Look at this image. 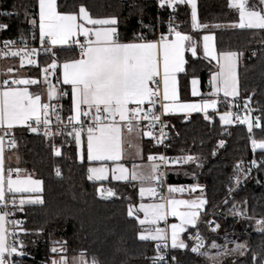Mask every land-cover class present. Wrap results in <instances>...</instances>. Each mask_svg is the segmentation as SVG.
<instances>
[{
  "label": "snow or ice",
  "instance_id": "1",
  "mask_svg": "<svg viewBox=\"0 0 264 264\" xmlns=\"http://www.w3.org/2000/svg\"><path fill=\"white\" fill-rule=\"evenodd\" d=\"M187 4L191 9V26L194 30L232 28L242 30H264V0H227L230 9L237 10L238 20L227 25L219 23H199L197 17L196 0H159L161 7L167 6L175 11L178 5ZM38 13L30 16L25 7L24 16L28 25H38V36L35 32L32 39H38L45 53L51 55V62L46 68H40L43 79L24 77L19 75V69L25 65H37L39 49L28 47L27 40L22 35L20 44L12 40H4V48L0 49V57L19 58V66H9L0 79V264H25L23 257L30 254L25 250L28 245L21 238L24 235H34L37 238L44 229H27L23 227L25 221L16 219L15 213L24 212L25 206H43L45 199L42 195L43 181L33 178L32 174L22 175L26 170L19 166H11V157H8L6 167L5 150L16 149L18 141L13 135L16 126H24L31 133H40L43 129L45 138L55 136L71 137L76 147L77 158L83 160L82 144L86 136L87 160L101 162L97 167L87 168L89 181H104L111 173L114 181H125L139 184L138 194L154 198L152 203H139L134 206L129 203L127 216L134 217L141 226L138 233L140 241L155 242V256L152 264H168L167 250L169 241L172 249H187L193 254L204 257L209 264H223V260L232 257V264H264V237L259 250L251 249L247 241H228L217 244L215 240L205 243V237L196 231L189 234L191 247L180 238L189 226L198 229L200 216L206 211L208 203L203 196V186L193 184L185 186H167V195L158 192L164 185L165 172L161 165L193 164L202 167L199 156L184 154L177 157H167L163 154L148 155L147 166L133 164L131 170L124 164L115 163L109 168L104 162H118L126 154L127 148L135 149V156H141L138 143L143 137H151L160 144L167 139L165 128L168 126L162 117L169 114L183 113L188 119V113H204V119H210L207 110L215 108L216 99H203L199 103L181 102L178 95L177 74L185 72V51L197 56L200 41L177 30L169 20L167 34L161 33L156 39H148L145 31H135L131 40H126L120 32V19L116 15L93 17L88 8L80 3L76 10L70 12L58 11L57 0H37ZM135 7V5H130ZM18 15V12L2 13ZM38 16V20L35 18ZM159 23V20H157ZM140 29L154 31L155 26L144 23L142 18L137 19ZM87 25V26H86ZM6 24H0V29H6ZM82 37V39H80ZM202 40L203 57L216 61L217 71L212 72L209 79L211 95L223 93L225 98L239 97L238 61L243 55L238 51L217 52L214 35L210 32L200 37ZM70 53V57L62 62L57 57L56 48ZM252 55H256L255 52ZM58 71L56 84L53 85L49 77L53 71ZM198 80L191 79L192 95H201L196 88ZM41 84L46 86L47 101L42 100L40 92L30 91L29 86ZM67 86V87H65ZM70 96V115L65 121L61 116L62 105L52 101ZM251 94L244 99V108L248 114L242 118L239 114L226 111L220 115V122L224 125L239 123L247 125L250 133L249 140L253 151L264 149V139H255L253 128L264 132V114L252 117L250 107ZM230 103V102H229ZM53 118L56 129L51 125ZM146 122V123H144ZM70 127V131L67 129ZM157 129L159 136H157ZM224 140H219L223 146ZM54 156H61L59 147L52 146ZM213 151L212 155H215ZM159 161V163H157ZM260 163L264 164V160ZM17 164L19 157L17 156ZM245 169L242 162L237 164L234 174L230 178L236 185L241 183L242 177H248L257 161L253 159ZM55 176L63 178L59 167L54 169ZM195 177V172L192 173ZM147 185V186H146ZM200 189L201 195L191 199H177L175 193L189 194ZM102 198L114 197L117 193L111 189H96ZM233 188L228 189L229 195ZM228 201L225 200L224 203ZM246 201L240 207L233 203L228 214L236 218L243 217L254 222L256 231L264 233V216L257 219L247 214ZM183 209V210H181ZM143 213V218L139 216ZM168 217H175L178 223L169 224ZM164 227H160V223ZM212 233L220 228L214 221H204ZM50 235V234H49ZM33 240L31 243H35ZM229 243L232 245L229 247ZM47 264H69L66 256L67 244L62 241L52 242ZM58 245V246H57ZM163 249V251H162ZM211 250V251H210ZM59 254L58 258H55ZM250 254V261L247 256ZM235 257H244L237 261ZM172 264H179L175 256ZM71 264H103L99 257L92 255L86 258L85 252H80L71 260Z\"/></svg>",
  "mask_w": 264,
  "mask_h": 264
},
{
  "label": "trees",
  "instance_id": "2",
  "mask_svg": "<svg viewBox=\"0 0 264 264\" xmlns=\"http://www.w3.org/2000/svg\"><path fill=\"white\" fill-rule=\"evenodd\" d=\"M196 2L199 23L226 24L236 18L235 12L228 7L227 0ZM57 3L60 12L76 10V6L83 3L93 17L118 16L119 30L126 40H131L135 31H145L148 39H156L161 33L167 34L170 17L171 23L182 33H187L198 41L201 35V32L191 30L190 10L186 4L176 6L175 11H168L155 0H57ZM25 7L30 16L38 13L37 0H0L1 10L6 13L18 12V15H5L1 18V22L8 26L2 31L1 38L15 41L16 46L21 45L22 35L28 45L38 43V39H32L33 32L38 36V25L27 24L24 16ZM35 18L38 20V16ZM138 18H142L146 24L154 25V31L140 29L137 24ZM214 37L217 52L243 53L239 58L237 100L244 101L251 94V102L261 116L264 114V30L219 29L214 32ZM55 50L61 62L71 55L60 49ZM253 52L256 55H252ZM186 57V70L179 75L180 93L184 94L187 91L192 78H198L204 90L212 68L201 58H192L188 54ZM51 59V56L39 55L37 65L26 68L28 77L41 79L42 73L39 69L45 68ZM13 60L18 61V58ZM53 72L57 74V71ZM63 103L64 115H70V96H66ZM224 109L226 107L221 105L219 111ZM208 115L210 119L207 121L201 114L190 115L188 121L183 116L171 118L174 131L167 152L173 155L199 156L203 166L169 165L165 169L166 182L176 185L199 184L203 186L204 197L208 201L206 211L200 216L198 229H187L183 239L199 231L205 237L206 244L212 240L222 244L227 234L228 241H247L251 249L259 250L264 233L254 229V222L240 220L228 214V210L232 208L234 202L244 207L241 202L246 201L249 216H255L257 219L264 216V165L241 190L234 191V181L230 179L234 174V166L240 162L246 163L251 158L250 133L239 125L220 126L217 113ZM13 135L18 141V146L7 152L11 157V166H19L26 170L25 174L31 173L33 178L41 179L44 189L42 195L45 199L43 206H25L24 212L15 213V216L25 221L23 227L44 229L39 238L20 234L28 245L25 250L30 254L22 258L25 264H47L49 257L53 255L50 248L55 241L66 242L68 257L77 256L83 251L86 258L96 255L103 264L151 262L148 258L155 256V242L140 241L138 233L141 226L134 217L127 216L128 204L136 206L139 201L133 183L89 181L87 179L89 164L77 158L75 143L71 137L45 138L43 133H31L26 128L15 129ZM253 135L257 140L264 139V132L261 129L254 128ZM219 140L225 141L223 146H219ZM53 145L61 149V156L53 155ZM143 151L145 155L159 153L158 148L153 146L149 139L144 140ZM213 151L215 155H212ZM253 153L256 157H264V149L255 150ZM6 162L7 167L8 159ZM57 167L61 169L62 179L55 176L54 169ZM193 172L195 177L192 175ZM99 185L113 189L117 195L110 201L100 200L96 195V188ZM230 187L233 188V192L229 195ZM225 200L228 202L224 203ZM211 214L214 215L216 224L220 225L216 233L208 231L205 227L204 221ZM33 240L36 241L34 244L31 243ZM230 245L229 243L228 246ZM172 253L179 257L180 264H209L204 257L187 249L182 253L178 251ZM235 259L239 262L246 258ZM250 259L249 254L247 260ZM232 260V257L224 259L223 264H232Z\"/></svg>",
  "mask_w": 264,
  "mask_h": 264
},
{
  "label": "crops",
  "instance_id": "3",
  "mask_svg": "<svg viewBox=\"0 0 264 264\" xmlns=\"http://www.w3.org/2000/svg\"><path fill=\"white\" fill-rule=\"evenodd\" d=\"M186 4V3H185ZM187 5V4H186ZM188 6V5H187ZM189 10H190V17H191V9L190 7L188 6ZM235 12L236 14V18L235 20H238V12L237 10H234V9H231ZM231 23V22H230ZM229 23H226V24H222V25H227ZM87 26V25H86ZM220 29H232V28H227V27H224V28H220ZM191 30L194 31V32H201V35L200 37H202L204 34H208L209 32L211 34L214 35V32L216 30H219V29H207V30H194L191 26ZM184 34H187V33H184ZM189 35V34H187ZM82 39V37L80 38ZM199 48H198V53H197V56L196 57H193L191 52H188V51H185L184 55H185V60H186V55L188 54L190 57L192 58H201L203 59L206 64H208L211 68H212V72L214 71H217V67H216V61L214 60H210V58H204L203 57V47H202V40H200L199 38ZM214 43H215V37H214ZM60 49V48H59ZM186 65V64H185ZM9 66H13V67H18L19 66V60L18 61H15L13 59H10V58H4V57H0V75L3 77L4 76V71L7 67ZM34 66V65H33ZM29 67V66H28ZM28 67H23V68H20L19 69V75L21 76H24V77H28V72H27V69ZM238 67H239V61H238ZM211 72V74H212ZM57 75H58V71L56 72ZM182 74V73H178L177 74V81H178V85H179V75ZM211 74H210V77H211ZM209 77V79H210ZM43 79V74H42V77L40 80ZM198 80V83L196 85V88H197V91L201 94V95H198V96H193L192 95V84H191V80L189 82V86H188V89L187 91L184 93V94H181L180 93V90H179V86H178V95H179V99L181 102H189V103H199L201 102L203 99H216L217 100V105L215 108H209L207 110L208 114L209 113H217V116L219 118V122H220V115L223 114V113H219V108L222 106H225L226 109L222 110V111H225L228 109L229 107V104L235 100H237V98H225L223 96V93H219L218 95L216 96H213L211 95V86L209 85V80H208V83L207 85L204 87V90L201 86V82L198 78H196ZM30 87V91H33V92H40L42 94V100L45 101V102H48L47 101V94H46V86H43L41 84L39 85H36V86H29ZM67 87V86H65ZM55 100V99H54ZM53 100V101H54ZM52 101V102H53ZM230 102V103H229ZM194 114H204L203 112H200V113H188L187 115L190 116V115H194ZM185 114L183 113H175V114H169L167 116L173 118V117H176V116H183L184 117ZM231 125V124H229ZM227 125V126H229ZM20 128H25L24 126H16L14 128L15 129H20ZM146 139H149V137H143L142 139H140L138 141L139 145H140V148H141V156L140 157H136L135 156V149L134 148H127V145H125V148H126V154L123 156V158L118 161V162H112V161H107V162H104L109 168L113 167L115 163H121V164H124L125 167H127L129 170H131L133 164H136V165H141V166H147L150 162L148 161V155H145L144 154V151H143V142L144 140ZM251 149H252V146H251ZM253 150V149H252ZM256 150H261V149H256ZM82 155H83V160H85L88 164H89V167H97L99 166V164L101 162H89L87 160V151H86V136L84 137V142L82 144ZM9 155H7V153H5V161H7ZM158 163V161H157ZM7 164V162H6ZM22 175H26L24 172L21 173ZM95 181V180H93ZM125 182V181H114L111 179V173H109V176H108V179L107 180H104V181H95V182ZM167 184V183H166ZM168 185H173V186H180V185H176V184H167ZM136 186V189H137V197L139 199V201L137 202L138 203H144L145 200L149 199L148 196L144 197L143 199L140 198L139 194H138V189H139V184H135ZM147 186V185H146ZM201 195V192L200 191H197L195 193H191V195L188 193L186 195H184V197H180L178 193H175L174 196L175 198L177 199H191V198H195L197 196ZM203 196H204V192H203ZM152 198V197H151ZM150 200H154L153 199H150ZM206 206V205H205ZM183 210V209H181ZM203 213V212H202ZM201 213V214H202ZM139 216L141 218H143V214L142 213H139ZM169 224L171 223H178L179 221L177 220V218L175 217H168V221H167ZM160 227H164V223L161 222ZM191 228V226L188 227V229ZM187 231V229H186ZM185 231V232H186ZM184 233H181L180 234V238L183 239V235L185 234ZM187 244H188V241L189 239L186 238V239H183ZM171 251H178V252H183L184 250H181V249H172L171 248V245H170V241H169V248Z\"/></svg>",
  "mask_w": 264,
  "mask_h": 264
},
{
  "label": "built area",
  "instance_id": "4",
  "mask_svg": "<svg viewBox=\"0 0 264 264\" xmlns=\"http://www.w3.org/2000/svg\"><path fill=\"white\" fill-rule=\"evenodd\" d=\"M155 1H156V3L159 5V0H155ZM159 6H160V5H159ZM165 8H167V6H165ZM167 10H168V11H173V9H169V8H167ZM2 13H6V12H5L4 10H1V9H0V24H5V23L1 22V18H2V16H5L6 14H2ZM3 30H4V29H0V49H3V48H4V44H3V41H4V40L1 38V33H2ZM167 31H168V27H167ZM159 36H160V35H158L157 38H158ZM20 46H21V45H20ZM18 47H19V46H18ZM28 47H29V48H31V47H35V48L39 49V53H38V55L35 56V57H33V58L36 59V60H37V57H38L39 55H47V56H51L50 54L45 53V52L43 51V49L41 48V46H40V44H39V41H38V43H37L36 45H28ZM59 48H60V47L57 46L56 49H59ZM9 58H11V57H9ZM18 60H19V58H18ZM24 67H28V65H25ZM46 67H47V66H46ZM46 67H45V68H46ZM49 71H53V70H49ZM0 79H3V77H2L1 75H0ZM56 79H57V74H55V73L53 72V75L49 77V80L53 83L54 86H56L57 88H59V85L56 84ZM64 98H65V97H64ZM64 98L61 99V100H59V101H57V100L55 99L52 103H54V104L58 103L59 105H62V107H63V111L61 112V116H62V117L64 118V120L66 121V120H67V117H68L69 115H64V106H63V105H64V103H63ZM250 107H251V109H253V111H252V113H251V116H252L253 118L256 117V116H259V114H258V109L254 107V103H253V102H250ZM226 111H231V112H233L234 114H239V116H240L241 118H242L244 115L248 114L247 110L244 108V101H240V100H235V101L231 102V103L229 104V107H228L227 110H225V111H220L219 113H224V112H226ZM201 115L204 117V114H201ZM188 118H189V116H188ZM163 120H166V121L168 122V126L165 128V132L167 133V139H165V140L163 141V144H160V143H158L157 141L153 140L151 137H149V140L151 141L152 145L155 146L156 148H158V150H159V153L156 154L155 156H159V155H161V154H163V155H165V156H167V157H177V156H181V155H173V154H169V153L167 152V151L169 150V148H170V142H169V141H170L171 136H172V133H173V131H174V124H173V122H172L171 117H169V116H164V117H162V121H163ZM233 120H234V123H232V124L229 125V126L239 125V126H243V127H245V128L247 129V125L241 124V123H239V121L235 120V115L233 116ZM186 121H188V119H187ZM144 123H146V122H144ZM220 126H223V127H229V126H227V125L221 124V122H220ZM51 127H52L53 130L56 129V121H55L54 118H53V121H52V125H51ZM25 128H26V127H25ZM253 129H254V128H253ZM67 130L70 131V130H71L70 127H69ZM40 132L43 133V129H42V128H41ZM156 134H157V136H159V131H158V129H157V133H156ZM55 137H56V136H55ZM55 137H48V138L53 139V138H55ZM9 151H10L9 149H6V150H5V153H7V152H9ZM253 152H254V151L252 150V154H251V158H250V160H249L248 162H246V163H242V164H243V167H244L245 169H247V168L250 166L249 162L252 161L253 159H255V160L257 161V166H256L255 168L252 169V171L249 173L248 177H242V179H241V183H240L239 185H236V184L234 183V191H236V190H241V189L245 186L246 182H248L249 180H251V178L255 176V174H256V172L258 171V169H259L262 165H264V164L260 163L262 160H264V157H261V158L256 157L255 154H254ZM158 163H159V161H158ZM240 163H241V162H240ZM237 164H239V163H237ZM237 164H236V165H237ZM169 165H172V164H169ZM169 165H168V166H169ZM178 165H184V164H178ZM236 165H235V166H236ZM168 166H163V165H161V170L165 172V176H164V178H163V179H164V185H163L162 188L158 189V192H163L165 195H167V191H166V190H167V184H166L167 182H166V170H165V169H166ZM235 166H234V167H235ZM189 185H191V184H186V183H184V184H180V186H185L186 189H187V187H188ZM188 193H189V191L186 190L183 194L186 195V194H188ZM14 215H15V214H14ZM15 218L21 220V218L18 217V216H15ZM207 220H211V221H214L215 223H217V222H216V219H215V217H214L213 214H211V215L208 217ZM205 227L208 229V231H210L208 225L205 224ZM210 232H211V231H210ZM188 239H189V238H188ZM192 243H193L192 240H189V241H188V245H189V246H191ZM162 251H163V249H162ZM155 254H156V253H155ZM173 256H175L176 260L179 262V257H178L177 255L173 254L172 251H171L170 249H168V250H167L168 264H172V260H171V258H172ZM149 264H152V262H150ZM179 264H180V262H179Z\"/></svg>",
  "mask_w": 264,
  "mask_h": 264
},
{
  "label": "rangeland",
  "instance_id": "5",
  "mask_svg": "<svg viewBox=\"0 0 264 264\" xmlns=\"http://www.w3.org/2000/svg\"><path fill=\"white\" fill-rule=\"evenodd\" d=\"M168 27H169V25H168ZM179 194V196L180 197H184V194L183 193H178ZM150 199H153V198H151V197H149V199H147V200H145L144 201V203H152V202H154V200H150ZM139 204V203H138ZM137 204V205H138ZM239 205V204H238ZM240 206V205H239ZM143 214V213H142ZM233 216V215H232ZM238 219H240V220H243L244 218L243 217H240V218H238ZM254 229L256 230V226L254 225ZM229 239V236H227V240ZM225 241L226 240H224V242L222 243V244H224L225 243ZM232 245H230L229 247H231ZM58 256H59V254H56V256H55V258H58ZM68 257V256H67ZM74 256H70V257H68V259H69V264H71V260H72V258H73Z\"/></svg>",
  "mask_w": 264,
  "mask_h": 264
},
{
  "label": "water",
  "instance_id": "6",
  "mask_svg": "<svg viewBox=\"0 0 264 264\" xmlns=\"http://www.w3.org/2000/svg\"><path fill=\"white\" fill-rule=\"evenodd\" d=\"M122 1H125V0H122ZM191 185H193V184H191ZM189 186H190V185H189ZM97 188H101L102 190H103V189H106V187H104V186H102V185H99ZM97 188H96V189H97ZM197 191H200V189H197ZM197 191H196V192H197ZM203 191H204V188H203ZM96 195H97V197H98L100 200H104V201H110V200L113 198V197H109V198H106V199H105V198H102V196H101L100 194H98L97 191H96Z\"/></svg>",
  "mask_w": 264,
  "mask_h": 264
}]
</instances>
